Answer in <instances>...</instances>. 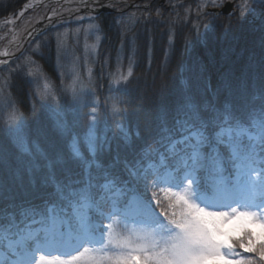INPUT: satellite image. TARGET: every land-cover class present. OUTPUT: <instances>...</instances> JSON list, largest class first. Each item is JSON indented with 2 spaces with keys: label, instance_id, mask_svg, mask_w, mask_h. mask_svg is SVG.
<instances>
[{
  "label": "trees",
  "instance_id": "1",
  "mask_svg": "<svg viewBox=\"0 0 264 264\" xmlns=\"http://www.w3.org/2000/svg\"><path fill=\"white\" fill-rule=\"evenodd\" d=\"M30 1L0 0V21L16 16ZM126 1L130 4H118L113 12L95 17L103 38L93 83L84 93L76 88V99L54 34L75 28V21L44 32L22 57L0 70V85L5 86L10 102L7 108L0 106V208L43 206L55 192L47 182L49 161L60 162L54 169L57 181L66 179L61 169L79 171L71 157V144L74 138L79 140L88 156L84 140L93 107L99 170L109 173L120 187L143 190V170L159 166L162 159L155 153L146 155L145 150L148 145L160 147L154 139L166 113L171 119L188 97L206 106L217 96L223 101L238 91L258 93L264 74V0ZM227 2L235 4L230 15L211 11ZM28 57L59 92L62 106L41 98L39 82L24 65ZM130 65L133 76L117 85L115 79L121 72L126 75ZM114 101L124 109L118 120L111 113ZM12 106L23 113V145L14 130L4 126ZM221 150L225 160L231 161L223 146ZM256 151L255 165L260 167L264 155ZM129 169L140 175H131ZM201 178L203 184V173ZM158 197L165 205L171 199L161 193ZM236 249L253 264H262L253 253Z\"/></svg>",
  "mask_w": 264,
  "mask_h": 264
},
{
  "label": "snow or ice",
  "instance_id": "2",
  "mask_svg": "<svg viewBox=\"0 0 264 264\" xmlns=\"http://www.w3.org/2000/svg\"><path fill=\"white\" fill-rule=\"evenodd\" d=\"M3 63L6 61H0ZM132 76L130 65L127 74L121 72L114 82L126 84ZM71 92L76 99L77 89L73 87ZM123 110L119 102L112 103L115 119ZM95 113L93 107L84 140L88 156L79 140L74 138L71 144V157L79 171L61 169L66 179L57 181L54 169L60 162L49 161L47 182L55 192L42 202L43 206L0 208V243L9 240L16 249L15 259H0V264H209L217 259L229 264H253L235 251L237 246L264 264V233L257 238L244 224L240 226L242 239H233L222 231L229 220H250L264 228V159L259 170L254 167L257 148L264 155V74L258 93L238 91L223 101L217 96L206 106L188 97L175 108L171 119L166 113L154 139V144L165 151L146 147V155L155 153L162 159L159 166L143 170V190L120 187L109 173L99 170L101 165L95 161ZM22 116L12 106L4 120L6 128L15 129L21 145L26 143ZM221 146L230 154L235 182L224 175ZM129 172L140 175L132 169ZM253 172H257L255 177ZM173 187L180 191L173 192ZM157 188L167 194L166 198L171 197L167 205L158 197ZM257 195L259 204L255 203ZM229 202L240 203L245 210L238 211ZM224 207L231 211H222ZM131 208L138 209L137 216H130ZM130 219L134 223L128 229ZM104 220L109 223L104 224ZM121 222L128 229L126 233L114 228ZM65 248H70L64 253L66 260L51 251L59 253Z\"/></svg>",
  "mask_w": 264,
  "mask_h": 264
},
{
  "label": "rangeland",
  "instance_id": "3",
  "mask_svg": "<svg viewBox=\"0 0 264 264\" xmlns=\"http://www.w3.org/2000/svg\"><path fill=\"white\" fill-rule=\"evenodd\" d=\"M90 8L94 9V6L86 4L85 0H31L16 16H11L0 21V52L6 51L8 53L7 56L0 55V61H6V63L0 64V70L16 60L14 59L15 57L22 56L26 52L28 45L38 40L44 32L52 31L55 27L65 22L75 21V28L67 29L64 32H54V34L59 44L61 63H63V67L71 75L73 87L77 88L80 93L89 91V86L93 83V73L99 44L103 38L100 34L97 20L87 11ZM81 11H85L84 14H81ZM29 39H31L30 42L27 41ZM64 59L65 61H63ZM24 65L31 70L39 82L38 90L41 91L42 95L46 96L44 99L62 106L59 92L47 82L45 75L35 65L34 59L30 57L25 58ZM0 90H2V94H0V106L7 108V106H10V102L5 86L0 85ZM67 106L70 107V104ZM13 130L15 132V129ZM94 135L97 142L95 130ZM254 167L259 170V167ZM231 168V171L234 172L233 181L235 182L236 172L233 164ZM256 175L257 172L252 173L253 177ZM227 177L229 179V176ZM156 191L157 194L162 193L167 195L165 192L160 191L159 188ZM172 191L179 192L180 189L173 187ZM229 203H231L232 207L237 208L238 211L245 210L240 203ZM255 203H261L259 195L256 196ZM221 210L230 212L231 208L224 207ZM129 211L130 215L138 213V209L135 208H131ZM121 223V226L114 225V228L119 233H126L128 229L133 227V223H131L128 224V229H125L123 222ZM242 224L246 225L257 238L264 233V228L259 223H252L250 220H229L223 225L222 231L228 233L231 237L239 239L244 235V231L240 227ZM227 238L223 237V239ZM15 250V244H11L9 240L3 241V243H0V259H5L6 262L15 259L13 255ZM51 251L53 255L60 254L61 259L66 260L67 256L64 253L70 251V248L61 249L59 253L55 249ZM235 251L238 252L236 248ZM240 254L244 257L242 253ZM51 258L49 256V259ZM209 264H229V262L224 259H217L210 261Z\"/></svg>",
  "mask_w": 264,
  "mask_h": 264
},
{
  "label": "water",
  "instance_id": "4",
  "mask_svg": "<svg viewBox=\"0 0 264 264\" xmlns=\"http://www.w3.org/2000/svg\"><path fill=\"white\" fill-rule=\"evenodd\" d=\"M234 8V4L233 3H227L221 10H214L215 13H220L222 12L225 15H229L231 14V12L233 11ZM31 39H29L30 41Z\"/></svg>",
  "mask_w": 264,
  "mask_h": 264
},
{
  "label": "bare ground",
  "instance_id": "5",
  "mask_svg": "<svg viewBox=\"0 0 264 264\" xmlns=\"http://www.w3.org/2000/svg\"><path fill=\"white\" fill-rule=\"evenodd\" d=\"M223 7H224V6H223ZM223 7H222V8H223ZM222 8H221V9H222ZM233 9H235V4H234V8H233ZM218 10H219V9H218ZM215 14H219V13H215ZM20 57H22V56H21V55H19V57H15L14 59H16V60H17V59H19ZM14 61H15V60H14Z\"/></svg>",
  "mask_w": 264,
  "mask_h": 264
}]
</instances>
